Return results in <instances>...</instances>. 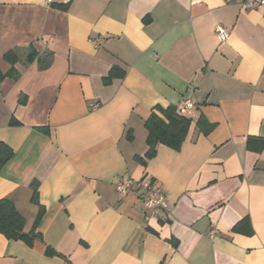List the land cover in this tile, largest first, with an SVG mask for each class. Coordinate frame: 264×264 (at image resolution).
Wrapping results in <instances>:
<instances>
[{
  "label": "crops",
  "instance_id": "1",
  "mask_svg": "<svg viewBox=\"0 0 264 264\" xmlns=\"http://www.w3.org/2000/svg\"><path fill=\"white\" fill-rule=\"evenodd\" d=\"M217 26L230 30L222 43ZM187 98L180 150L158 145L143 166L145 121ZM262 142L263 8L0 0V143L13 153L0 200L35 236L28 246L0 234V264H264ZM143 177L167 212L117 193Z\"/></svg>",
  "mask_w": 264,
  "mask_h": 264
},
{
  "label": "trees",
  "instance_id": "2",
  "mask_svg": "<svg viewBox=\"0 0 264 264\" xmlns=\"http://www.w3.org/2000/svg\"><path fill=\"white\" fill-rule=\"evenodd\" d=\"M8 56L12 55L9 54ZM113 71L114 69H111L108 76L103 79L105 85H108L111 79H113ZM5 76L10 77L13 80H18V74L13 68L10 69ZM190 125L191 120L185 115L180 114L177 111V107H155L144 123V127L147 131L145 144L147 149L143 156L137 158L138 162L144 166L146 161L152 159L156 155V147L158 145L165 146L174 151L180 150L183 144L182 142L186 139ZM197 125L202 132L206 133L203 127L204 122L202 120H199ZM127 138L131 139L129 133L127 134ZM251 141L252 140H249L250 143ZM263 143L264 142H262V144ZM12 155V151L7 146L0 143V169L6 162H8ZM151 182L154 184L152 180ZM37 220L35 223L36 225ZM23 229L24 219L16 211L13 204L8 200H0V234L6 239L22 241L25 242L26 245L31 246L35 236L33 234H25ZM48 252H52V250L48 249Z\"/></svg>",
  "mask_w": 264,
  "mask_h": 264
},
{
  "label": "built area",
  "instance_id": "3",
  "mask_svg": "<svg viewBox=\"0 0 264 264\" xmlns=\"http://www.w3.org/2000/svg\"><path fill=\"white\" fill-rule=\"evenodd\" d=\"M240 2L246 9H264V0H240ZM215 34L218 41L222 43L228 38L230 30L223 26H217L215 28ZM91 43L94 47H98L101 44L100 41L94 40L91 41ZM191 102L189 98L183 100L177 107V111L185 115L187 111L192 108ZM115 189L121 196H125L135 190L140 191V199L144 206L151 211L152 215H157L169 210L165 194L160 188L156 187L148 177H143L137 181L131 179L121 180L116 183ZM209 235L214 236V232L211 231Z\"/></svg>",
  "mask_w": 264,
  "mask_h": 264
}]
</instances>
